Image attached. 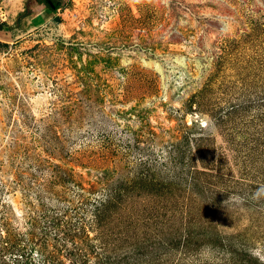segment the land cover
I'll list each match as a JSON object with an SVG mask.
<instances>
[{
    "label": "rangeland",
    "instance_id": "1",
    "mask_svg": "<svg viewBox=\"0 0 264 264\" xmlns=\"http://www.w3.org/2000/svg\"><path fill=\"white\" fill-rule=\"evenodd\" d=\"M35 2L0 0V209L19 211L16 232L55 208L84 224L89 263L103 236L125 252L149 230L144 264L240 259L242 244L264 264L263 202L218 204L200 186L219 170L264 184V0ZM25 4L10 38L1 23ZM107 193L101 229L90 211Z\"/></svg>",
    "mask_w": 264,
    "mask_h": 264
},
{
    "label": "trees",
    "instance_id": "2",
    "mask_svg": "<svg viewBox=\"0 0 264 264\" xmlns=\"http://www.w3.org/2000/svg\"><path fill=\"white\" fill-rule=\"evenodd\" d=\"M36 5L42 3L47 10L56 11L63 4L62 0H36ZM32 13L31 9L28 7V4H25L23 9L17 12L15 19L12 22V25L1 23L2 27L4 25L8 27L11 31L8 36L10 38L14 37L15 33L12 31L15 28H22L24 25V21L30 20V14ZM54 21H59V16H54ZM5 30V29H4ZM7 41V40H6ZM7 42L0 41V47H7ZM196 140V139H195ZM219 169H225L223 164L221 163V159H219ZM255 167V166H254ZM256 168V167H255ZM67 172V171H64ZM68 173V172H67ZM264 173V170H263ZM69 174V173H68ZM207 175H209L207 173ZM247 175V174H245ZM33 176V175H32ZM65 179H67V175H63ZM211 176V175H210ZM207 177V176H206ZM212 178H216V183L205 181L198 184L202 189H205L207 193L211 194L213 197V202L217 201L218 204L230 198H237L240 202L237 203V206L241 204L242 206H256L258 207L261 202L264 204V184L263 182L254 181L253 184L249 181L247 182L244 177H230L227 175L225 171L219 170V172L215 173ZM218 182V183H217ZM197 184V185H198ZM193 186L192 184H190ZM196 185V184H195ZM42 187L39 186L36 188L35 197L40 198V192ZM238 188V189H237ZM3 185L0 184V195L3 196ZM120 189V188H119ZM121 188L120 190H123ZM113 190V189H112ZM29 189L27 188V193H29ZM113 191L119 192V190L115 189ZM58 195V194H54ZM114 196V195H113ZM208 197V198H211ZM51 198V196H49ZM48 197V198H49ZM53 197V196H52ZM60 196H56L58 199ZM260 197L258 200L255 198ZM41 201V200H40ZM57 203L59 202L56 200ZM69 201V200H66ZM71 202V201H70ZM119 202V200L117 201ZM112 194L107 193L102 198H99L92 206L91 211L93 215V219L97 221V225L101 226V229L104 227L103 221L108 219V215L112 208ZM109 209V210H108ZM106 210H108L107 214H105ZM259 210V209H258ZM53 212L50 215H47L44 224H40L38 214L34 219H30L27 222H31V228L29 231H20L16 232V228L19 221V211L14 208L12 205H7L5 202L1 204L0 209V264H38L36 262V257L41 256L42 262L41 264H64L62 258L59 256L64 251V255L70 261L71 264H130L133 261H137V258L141 261L139 264H144L147 259L154 261L156 258L155 246L154 243H148V237L146 234H149V230L142 235V233H136L137 235H133L134 243L129 244L130 249L125 252L120 250L121 247H117L115 243H106L107 238L103 236V240L100 241V247H102L101 252L95 254L93 256L92 263L88 262V258L93 251V244L89 241L88 234L86 233V229L83 227L84 224L82 222L73 221L74 217L70 221L62 220L56 214L55 208L52 210ZM255 213V212H253ZM252 214V213H251ZM25 215H22V218L25 219ZM153 217V218H152ZM150 217L153 219L154 227L160 228L158 225V221L155 219L156 216ZM28 218V217H27ZM140 217L138 216V219ZM258 220V217H253ZM145 219V216L144 218ZM22 220V219H21ZM19 221V222H18ZM23 221V220H22ZM189 222V221H188ZM80 223V226H77ZM140 221L138 224H141ZM161 224V222H160ZM188 225V224H187ZM261 225L259 222L257 226ZM190 226V225H188ZM162 227H165L162 225ZM173 229V228H172ZM137 230V229H136ZM135 230V231H136ZM163 230V229H162ZM146 231V230H145ZM122 234L121 238L128 237L124 232L119 231ZM161 233L159 229H155V233ZM124 233V234H123ZM153 232L152 235L156 237ZM32 234V236H31ZM119 234V235H121ZM106 239V240H105ZM227 241H234L233 239H229ZM148 245L151 246L149 250ZM232 246L233 244L230 243ZM243 244L240 246L238 250H240V259L235 256L238 254H232V250H225L220 252L219 258L222 259L221 262L216 263L215 261L218 258L216 255L212 257H207L204 259L201 264H263L259 261L252 250L250 253L247 252V248H243ZM165 247V246H164ZM136 251V252H135ZM230 251V252H227ZM212 252V251H211ZM252 252V253H251ZM148 253V254H147ZM219 253V252H218ZM136 254V256H135ZM89 255V256H88ZM36 256V257H35ZM147 256V257H146ZM146 257V259H144ZM200 260V257H198ZM148 260V261H149ZM198 259H196L197 261ZM251 260L254 262L251 263ZM158 264H165L164 259L162 258Z\"/></svg>",
    "mask_w": 264,
    "mask_h": 264
},
{
    "label": "crops",
    "instance_id": "3",
    "mask_svg": "<svg viewBox=\"0 0 264 264\" xmlns=\"http://www.w3.org/2000/svg\"><path fill=\"white\" fill-rule=\"evenodd\" d=\"M63 2L66 1V0H62Z\"/></svg>",
    "mask_w": 264,
    "mask_h": 264
}]
</instances>
